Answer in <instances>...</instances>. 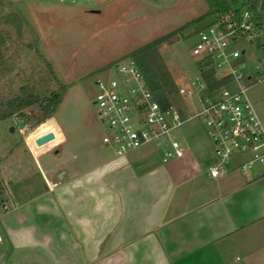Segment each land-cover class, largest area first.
<instances>
[{
    "label": "crops",
    "instance_id": "0c3cea01",
    "mask_svg": "<svg viewBox=\"0 0 264 264\" xmlns=\"http://www.w3.org/2000/svg\"><path fill=\"white\" fill-rule=\"evenodd\" d=\"M206 139L165 160L136 149L50 168L35 192L0 202V264H264V167L241 170L246 151L211 176ZM49 141L25 144L40 154Z\"/></svg>",
    "mask_w": 264,
    "mask_h": 264
},
{
    "label": "rangeland",
    "instance_id": "374dc122",
    "mask_svg": "<svg viewBox=\"0 0 264 264\" xmlns=\"http://www.w3.org/2000/svg\"><path fill=\"white\" fill-rule=\"evenodd\" d=\"M205 7L204 0H0L4 37L0 96L23 85L28 93L39 95L62 92L52 115L43 121L32 106L23 109L30 116L28 123L18 126L15 115L0 120V202H9V193L21 199L35 192L44 185L43 177L51 178L50 168L76 171L111 156L110 147L99 146L103 127L91 102L94 79L110 72L111 62L129 56L134 48L178 27ZM190 28L178 30L170 41L156 47L174 83L197 73ZM240 45L250 50L245 40L236 46ZM246 56L249 69L254 59L250 53ZM246 94L264 124V82L248 86ZM46 130H52L54 137L40 148V154H33L25 141L33 143L35 135ZM168 135L184 148L190 146L191 135L206 139L197 118L185 120ZM208 154L213 159L211 149Z\"/></svg>",
    "mask_w": 264,
    "mask_h": 264
},
{
    "label": "built area",
    "instance_id": "2783aa9c",
    "mask_svg": "<svg viewBox=\"0 0 264 264\" xmlns=\"http://www.w3.org/2000/svg\"><path fill=\"white\" fill-rule=\"evenodd\" d=\"M190 32L197 73L175 83L176 100H156L130 56L111 62L110 72L94 79L91 102L103 127L100 145L115 155L160 149L163 160L178 157L183 148L168 131L197 118L213 153L207 164L211 176L223 172L231 156L246 151L250 155L239 164L241 170L253 163L264 167V124L246 94L248 86L264 82V11L252 0H233L231 8L195 21ZM241 40L249 51L236 46ZM246 53L254 59L249 69ZM207 68L215 78H227L208 88L202 76Z\"/></svg>",
    "mask_w": 264,
    "mask_h": 264
},
{
    "label": "trees",
    "instance_id": "16d2710c",
    "mask_svg": "<svg viewBox=\"0 0 264 264\" xmlns=\"http://www.w3.org/2000/svg\"><path fill=\"white\" fill-rule=\"evenodd\" d=\"M205 9L195 17L187 20L178 27L173 28L163 34H160L140 46L131 50L128 55L135 61L142 73V77L152 96L161 103L169 100H176L175 83L170 74L165 69L160 56L156 52V47L162 42L170 41L176 35V32L184 27L190 26L195 21L209 15L216 14L220 11L231 8L233 0H204ZM254 4L259 3L260 8L264 11V0H252ZM262 14H260L261 16ZM263 16V15H262ZM4 37L0 31V47ZM2 52L0 48V64L2 63ZM202 76L208 88L221 84L227 77L215 78L211 68L203 70ZM25 85L21 86L15 93L7 96H0V120L11 115H15L18 120L28 123L30 116L23 109L26 107H36L40 112V121L49 118L57 107L62 92L60 90H50L48 94L39 95L37 93H28ZM2 184L0 180V192Z\"/></svg>",
    "mask_w": 264,
    "mask_h": 264
},
{
    "label": "water",
    "instance_id": "95a60500",
    "mask_svg": "<svg viewBox=\"0 0 264 264\" xmlns=\"http://www.w3.org/2000/svg\"><path fill=\"white\" fill-rule=\"evenodd\" d=\"M212 15H210L208 17V19H212ZM15 122L18 126L20 125H23V121L22 120H18V119H15ZM54 137V132L52 130H46V131H43L42 133H39L37 134L34 138H33V142L35 145H42L43 143L51 140L52 138ZM60 175V173H58V176Z\"/></svg>",
    "mask_w": 264,
    "mask_h": 264
}]
</instances>
